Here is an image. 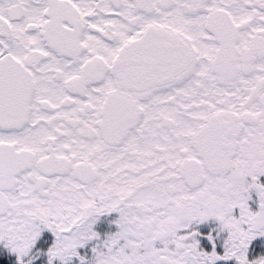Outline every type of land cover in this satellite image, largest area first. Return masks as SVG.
Here are the masks:
<instances>
[{"label":"snow or ice","instance_id":"obj_1","mask_svg":"<svg viewBox=\"0 0 264 264\" xmlns=\"http://www.w3.org/2000/svg\"><path fill=\"white\" fill-rule=\"evenodd\" d=\"M0 264H264V0H0Z\"/></svg>","mask_w":264,"mask_h":264}]
</instances>
